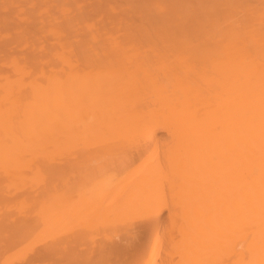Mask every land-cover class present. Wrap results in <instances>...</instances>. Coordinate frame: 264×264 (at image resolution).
Here are the masks:
<instances>
[{"label": "bare ground", "instance_id": "bare-ground-1", "mask_svg": "<svg viewBox=\"0 0 264 264\" xmlns=\"http://www.w3.org/2000/svg\"><path fill=\"white\" fill-rule=\"evenodd\" d=\"M65 178L121 217L82 227L107 239L86 256L47 241L80 218ZM21 260L264 264V0H0V264Z\"/></svg>", "mask_w": 264, "mask_h": 264}, {"label": "rangeland", "instance_id": "rangeland-1", "mask_svg": "<svg viewBox=\"0 0 264 264\" xmlns=\"http://www.w3.org/2000/svg\"><path fill=\"white\" fill-rule=\"evenodd\" d=\"M68 177V176H67ZM69 178V177H68ZM66 179V178H65ZM65 183H66V185H63L62 187H60V190H59V192H57L55 195H56V198H58L59 196H61V197H59V198H63V200L64 201H66V202H72V206L71 205H69V206H67L65 209H66V211L67 210H70L71 209V211H68V212H72L73 210H74V213L75 212H77L78 214H79V216H80V218L79 217H77L76 215H77V213H76V215H73L74 213L72 212V213H70L69 214V216H76V217H73V219L71 220H69L70 222H69V224L68 225H66V228H67V230L65 229H63V230H61V229H58V230H54L51 234L53 235V237H52V235L50 234L49 236H48V238L49 239H47V241H49L50 242V240H52V242H53V240H54V238H56L55 239V241H59V240H62V241H64V240H66L65 238L68 236V234L70 233L71 234V232H69L68 233V231H72V230H74L75 232L76 231H78V233L77 234H74V232H73V236H75L76 238H78V236H79V240L77 239H75V238H72V235H70L69 236V239H71L72 238V240L74 239V242H75V247H74V249L76 250V252L77 253H79V255L81 256L82 254H84V253H82V252H85V254L87 255L89 252L87 251L86 252V248H89V246H94L95 248H99V245L104 241V239H106V237L105 236H103L102 234H105V233H101V235H102V237L100 236V233H99V235L98 236H96V234L94 235V233L91 235L90 233H88V234H86V235H91V240H89V241H86L87 243L85 244V242H84V240H83V238L85 237V239H87L86 238V236H85V234H83V233H85L83 230V228L82 227H84V226H88L86 223L87 222H89L90 220H92V219H95L96 220V223H97V225L95 226V227H97L98 225L100 226V225H102L103 223H106V222H109L110 220H112V221H118L117 219H115V218H121V217H115V218H111L112 216L111 215H109V214H107V215H98V213H96L95 212V209L94 208H91L90 206H88V204L86 205L85 203V206L84 205H81L82 203H81V201L79 202V191H80V188H79V185H78V181L76 180V179H73V178H70V179H66V181H65ZM64 189V190H63ZM38 190V192L40 191V189H37ZM63 192H62V191ZM64 193H65V195L66 196H64ZM72 200V201H71ZM65 202V204H67ZM83 206V207H82ZM69 207H70V209H69ZM17 210L18 209H16L14 212H13V217H12V219L13 220H15V222H16V224L15 225H11L10 226V229H14V227L15 226H19L23 221H25L26 219H29L30 221H31V223L30 224H34V223H38V225L39 226H42L41 225V220L37 217V213H35L34 211H38V208H34V209H25L21 214L20 213H18L17 212ZM166 213V212H165ZM90 214V216L88 217V215ZM72 217H70V218H72ZM125 219H128L129 217L128 216H126V217H124ZM80 219V220H79ZM73 223H75L74 225H73ZM95 223V224H96ZM85 224V225H84ZM37 225V224H36ZM71 225H73V227L71 226ZM76 225V226H75ZM65 228V227H64ZM83 229V230H82ZM79 230H81V231H83L82 232V234L81 235H84L83 237L82 236H80V232H79ZM57 231H58V233H57ZM63 231V232H62ZM101 232H103V231H101ZM65 233H66V235H65ZM64 234V239L63 238H61V235H63ZM79 234V235H78ZM51 236V237H50ZM93 236H94V238H95V236H96V238H99V239H96L95 240V242L96 241H99L100 239H103V241L101 242V240L99 241V243L97 242V246H95V242L94 243H91L92 242V240H94L93 239ZM59 237V238H58ZM71 237V238H70ZM68 239V238H67ZM81 239L83 240V241H81ZM89 239H90V236H89ZM88 240V239H87ZM107 240V239H106ZM76 241H78L79 243L78 244H76L77 242ZM83 242V243H82ZM101 242V243H100ZM92 244V245H91ZM77 245V246H76ZM83 245V246H82ZM94 247H90V248H94ZM77 248H78V250H77ZM89 250V249H88ZM72 251H73V253H74V250L72 249ZM79 251H82V252H79ZM90 251H91V249H90ZM92 251H94V249L92 250ZM91 251V252H92ZM76 252L74 253V254H76ZM84 254V255H85ZM91 254V253H90ZM77 256H78V254H76ZM83 255V256H84ZM85 255V256H86ZM89 255V254H88ZM21 263H23V260H21V261H18L16 264H21Z\"/></svg>", "mask_w": 264, "mask_h": 264}]
</instances>
